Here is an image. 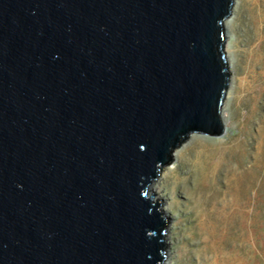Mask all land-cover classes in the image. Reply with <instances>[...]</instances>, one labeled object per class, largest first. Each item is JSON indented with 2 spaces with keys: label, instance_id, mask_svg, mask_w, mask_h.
Masks as SVG:
<instances>
[{
  "label": "water",
  "instance_id": "1",
  "mask_svg": "<svg viewBox=\"0 0 264 264\" xmlns=\"http://www.w3.org/2000/svg\"><path fill=\"white\" fill-rule=\"evenodd\" d=\"M234 0H0V264H163L150 186L219 137Z\"/></svg>",
  "mask_w": 264,
  "mask_h": 264
},
{
  "label": "rangeland",
  "instance_id": "2",
  "mask_svg": "<svg viewBox=\"0 0 264 264\" xmlns=\"http://www.w3.org/2000/svg\"><path fill=\"white\" fill-rule=\"evenodd\" d=\"M233 13L235 22L225 34L226 49L235 50L227 89L232 88L234 99L225 98L223 103L226 133L190 135L164 167L173 168L170 176L155 185L165 200L159 201H167L168 248L163 264L168 259V264H198L204 229L232 243L223 250L228 258L235 252L234 239L240 232L248 235L242 222L253 227L255 264H264V64L258 70L262 79L256 94L239 90L253 75L247 55L258 35L264 45V0H236ZM225 201L230 209H222ZM231 213L241 217L238 228L227 225Z\"/></svg>",
  "mask_w": 264,
  "mask_h": 264
},
{
  "label": "bare ground",
  "instance_id": "3",
  "mask_svg": "<svg viewBox=\"0 0 264 264\" xmlns=\"http://www.w3.org/2000/svg\"><path fill=\"white\" fill-rule=\"evenodd\" d=\"M249 3V1H246ZM236 0H234V6H233V12H234V7H235ZM232 12L231 16L225 21L224 23V29H225V34L226 32L230 30L232 25L234 24V13ZM256 28H258L259 20L256 19ZM227 32V33H228ZM259 36V35H258ZM257 36V42L254 44V48L252 52L247 55L249 58V72L252 71L253 75L251 77V74L249 73L251 80L248 82H245V85L241 84L239 86V90H242L244 88V91L249 95V94H256V89L258 90V83L260 82V79H262V74H259V69H262L263 64H264V45L263 42L258 38ZM235 50L234 49H226V55H227V63L228 67L229 64L232 65L233 62L235 61ZM234 60V61H233ZM233 67V66H232ZM228 99H234V96L232 95V88L227 90L226 97ZM223 115V108L221 112V121L224 125L225 132L226 133V124H225V119ZM179 150L174 152V157H177ZM173 168L167 167L164 168L160 173L159 177L157 180H154L152 185L150 186V194L155 195V201H165L163 197L158 193V190L156 189L155 185L159 182H161L162 179L165 177H169ZM197 193V190H195ZM165 204H162L160 207V210L163 212V214L168 215V212L166 210V205L167 201L164 202ZM222 209L227 210L230 209L229 204L225 201L222 204ZM233 215L234 217H231ZM229 214L226 218H228L230 221L227 224L229 228L237 227L240 222V215H236L231 213ZM236 215V216H235ZM242 224L245 226V229L247 230L248 235L244 237L243 233L240 232V234L234 239L235 245L234 249L235 252L234 254L229 256L227 258L226 254L223 252V250H226L228 246H232V243H229L227 240L226 242L224 239L222 241L219 240L217 233H214L212 231H208L207 229H204L200 234H201V245L200 250H199V260L198 264H255V252H254V243H255V238H254V231L252 224L248 225V223L245 222V224L242 222ZM167 243V242H166ZM168 248V247H167ZM166 255H167V250H166ZM169 261L166 260L164 264H168L167 262Z\"/></svg>",
  "mask_w": 264,
  "mask_h": 264
}]
</instances>
